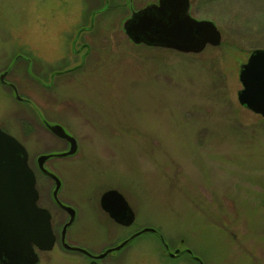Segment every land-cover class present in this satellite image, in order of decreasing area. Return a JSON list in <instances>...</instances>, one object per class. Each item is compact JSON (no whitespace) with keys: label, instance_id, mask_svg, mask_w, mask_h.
Returning a JSON list of instances; mask_svg holds the SVG:
<instances>
[{"label":"rangeland","instance_id":"1","mask_svg":"<svg viewBox=\"0 0 264 264\" xmlns=\"http://www.w3.org/2000/svg\"><path fill=\"white\" fill-rule=\"evenodd\" d=\"M156 1L0 0V127L25 146L57 234L36 264H264V117L237 98L241 64L264 48V0H190L221 31L199 52L128 37L124 19ZM43 119L78 143L45 161L76 209L64 238L99 252L156 232L96 259L65 249L68 215L36 157L67 145ZM112 187L135 213L129 226L99 203Z\"/></svg>","mask_w":264,"mask_h":264},{"label":"water","instance_id":"2","mask_svg":"<svg viewBox=\"0 0 264 264\" xmlns=\"http://www.w3.org/2000/svg\"><path fill=\"white\" fill-rule=\"evenodd\" d=\"M124 31L135 43H145L174 48L182 52H199L207 44L217 45L221 41V31L211 19L197 18L190 13L189 0H157L133 10L122 22ZM7 70L0 73V80ZM242 87L237 92L238 101L264 117V48L251 50L247 60L239 70ZM16 97L21 98L16 85L9 82ZM43 123L54 134L69 141V148L62 152H45L37 156V165L42 172L55 179L52 194L57 203L70 212L69 220L63 225L61 240L64 246L88 253L79 246H71L65 240L66 226L73 219V208L62 203L57 192L59 177L44 166V161L55 155L74 153L77 142L59 122L43 119ZM35 173L28 164L25 146L11 133L0 127V263L36 264L38 251L52 248L55 234L51 227L50 212L36 203L38 191L35 186ZM100 205L115 220L129 224L135 213L124 195L116 188H108L101 193ZM144 231L156 232L152 226H144L132 232L118 244L93 255L103 256L106 252L126 244L132 237ZM161 241L167 247L161 237ZM183 251V250H182ZM175 249L169 255L182 252ZM186 252L192 254L190 248ZM195 259H198L195 256ZM199 260V259H198ZM199 264H202L199 260Z\"/></svg>","mask_w":264,"mask_h":264},{"label":"flooded vegetation","instance_id":"3","mask_svg":"<svg viewBox=\"0 0 264 264\" xmlns=\"http://www.w3.org/2000/svg\"><path fill=\"white\" fill-rule=\"evenodd\" d=\"M190 1V0H189ZM150 3V2H149ZM48 128V127H47ZM49 129V128H48ZM50 130V129H49ZM68 131V130H67ZM69 132V131H68ZM54 135H56V134H54ZM57 137H59V138H62V139H64L65 141H66V145L67 146H65V148H63V149H61V150H56V151H52V152H62V151H65V150H67L68 148H69V141L67 140V139H65V138H63V137H61V136H58V135H56ZM75 137V136H74ZM75 139H76V137H75ZM76 142H77V139H76ZM77 145H78V143H77ZM72 154H74V153H72ZM72 154H67V155H72ZM55 156H59V155H55ZM46 161V160H45ZM45 161H44V166H45ZM36 164H37V157H36ZM30 165V164H29ZM37 167H38V165H37ZM47 169H49L50 171H52L53 173H55L58 177H59V179H60V186H59V188L62 186V184H63V180H62V176H60L58 173H56V171H53V169H50V168H48L47 166H45ZM32 168V167H31ZM33 169V168H32ZM38 169L40 170V172L42 173V174H44L46 177H49L51 180H52V182H53V188L55 187V179L54 178H52L51 176H49L48 174H46V173H44V172H42L41 171V169L38 167ZM33 171H34V169H33ZM34 173H35V171H34ZM35 176H36V173H35ZM35 185H36V183H35ZM37 188V187H36ZM37 190H38V188H37ZM59 190V189H58ZM52 191H53V189H52ZM52 197H53V194H52ZM57 197H58V199L60 200V198H59V196H58V192H57ZM39 199H40V193H39V191H38V198H37V203H38V205H40L39 204ZM53 199H54V197H53ZM55 200V199H54ZM127 200V199H126ZM62 203H64V204H67V205H69V206H71L72 208H73V210H74V212H73V219H72V221L74 220V218H75V215H76V209H75V207L71 204V203H68V202H66V201H64V200H60ZM55 202H56V200H55ZM57 203V202H56ZM99 203H100V196H99ZM60 207L59 208H62L64 211H65V213H67V215H68V217H67V220H65V222L63 223V225L69 220V218H70V212L66 209V208H64L63 206H61L59 203H57ZM130 205V204H129ZM41 206H43V205H41ZM107 214H108V216L112 219V221H107L106 220V218L107 217H105V221L106 222H108V223H110V224H112V225H116V226H118V224L120 225H124V226H129V225H131V223H129V224H125V223H123V222H120V221H117V220H115L113 217H111L110 215H109V213L105 210V209H103ZM50 212V211H49ZM50 216H51V213H50ZM109 219V218H108ZM115 223V224H114ZM63 225H62V227H61V230H60V239H61V231H62V228H63ZM69 225V224H68ZM67 225V226H68ZM67 226H66V228H67ZM55 234V233H54ZM112 234V233H111ZM127 237V236H126ZM126 237H124V238H126ZM124 238H122L121 240H123ZM65 239V238H64ZM57 240V234H55V241ZM120 240V241H121ZM65 241L69 244V245H71V246H79V247H82V248H84V249H86L88 252H90L91 254H93V255H96V254H98V253H100V252H102V251H104L106 248H108V247H112V246H114V245H116V244H118L120 241H118V242H116L115 244H110L109 246H106V247H104V249H102L101 251H99V252H94V251H92L88 246H86V245H80V244H78V243H75V242H68L66 239H65ZM61 242H62V240H61ZM63 244V243H62ZM125 245V244H124ZM64 246V245H63ZM65 247V249H67V250H74V251H78V252H81L82 254H84V256H86V257H88V258H90V259H96V258H101V257H104V256H106L108 253H110V252H112V251H114V250H111V251H108V252H106L103 256H100V257H95V256H93V255H90V254H88V253H85V252H83V251H80V250H77V249H72V248H68V247H66V246H64Z\"/></svg>","mask_w":264,"mask_h":264}]
</instances>
